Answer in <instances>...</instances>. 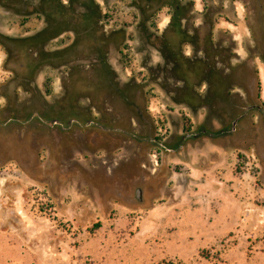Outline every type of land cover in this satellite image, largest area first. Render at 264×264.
<instances>
[{"label":"rangeland","instance_id":"obj_1","mask_svg":"<svg viewBox=\"0 0 264 264\" xmlns=\"http://www.w3.org/2000/svg\"><path fill=\"white\" fill-rule=\"evenodd\" d=\"M57 1L0 0V93L20 110L44 101L47 111L66 88L58 41L39 58L37 43H23L42 29L57 35ZM93 1L123 38L115 79L140 112L124 111L108 147L86 128L0 129V264H264V0H181L205 44L247 65L252 85L237 87L224 121L176 102L155 70L164 59L150 39L164 35L167 9L152 17L149 2L142 15L139 0ZM192 46L181 44L191 56Z\"/></svg>","mask_w":264,"mask_h":264},{"label":"flooded vegetation","instance_id":"obj_2","mask_svg":"<svg viewBox=\"0 0 264 264\" xmlns=\"http://www.w3.org/2000/svg\"><path fill=\"white\" fill-rule=\"evenodd\" d=\"M146 2L152 5V17L164 9L169 12L170 20L165 28L168 36L174 33L172 23L177 18H181L182 29H185L187 34L192 36H194L195 30L202 26V24H195L196 27H193V23H185L187 21L183 17L187 14V4L181 0H139L136 5L139 10L141 8L142 15L143 11L146 14L151 12L145 10L144 4ZM80 8L81 10H79ZM56 13L58 15L57 29L55 30L58 32L57 35L43 34L42 29L25 38L23 43L26 48L37 43L36 57L39 58L43 55V52L39 50L43 44L45 52H49V44L58 41L59 46L53 50L54 63H56L58 70H66L70 81L68 78L66 79L68 81L65 82L66 88H62L61 98H53L48 104L51 108L47 111L44 109L46 106L44 101L39 104L43 107L36 106L20 110L22 107L17 102L12 104V97L8 92L0 93V129L10 132L13 127H22L21 124H14L13 122L30 123L29 126L38 124L42 129L45 126L53 127L58 132H67L74 127L86 128L100 137L101 141L97 145L101 144L103 147H108V139L119 136L117 129L120 128L119 122H123L124 111L131 108L136 113L140 112L138 105L125 96L124 86L115 79L117 66L112 64L111 59L117 52L123 53L121 48L123 38L111 26V31L107 29V24L104 22L106 13H103L99 5L93 0H58ZM179 48L185 57L193 58L200 55L194 48L192 49V56L186 55L181 45ZM26 75L29 76L27 78L32 79L35 73L30 72ZM78 75H80L79 78L83 79V82L76 83V86L75 84L69 86ZM127 91L130 92L129 89ZM56 109L62 110L63 113L56 114ZM127 111L129 112V109ZM44 132L42 130V133ZM43 137L41 134L39 140L42 146H44ZM35 143L39 145L38 142ZM93 143L96 144L95 141ZM113 143L116 144L117 141L110 142L111 145ZM12 144L11 142L7 145L9 151L12 149ZM53 144L55 142H49L47 145Z\"/></svg>","mask_w":264,"mask_h":264},{"label":"trees","instance_id":"obj_3","mask_svg":"<svg viewBox=\"0 0 264 264\" xmlns=\"http://www.w3.org/2000/svg\"><path fill=\"white\" fill-rule=\"evenodd\" d=\"M42 1L45 4L52 0ZM44 8L41 9L49 14L50 9ZM55 8H58V3L51 10ZM180 20L177 18L173 21L174 33L171 36L166 30L162 37H149L150 42L162 51L164 59V64L156 66L155 70L163 74L166 89L173 94L176 102L186 103L192 108H206L210 118L224 121L238 107L237 102L241 101L239 93L234 92L237 87L244 89L242 84L252 85L244 71L247 65H231L228 51L214 50L209 43L202 41L205 33L203 27L197 28L192 36L182 29ZM185 42L195 46L197 51L203 50L204 56L185 57L179 48ZM204 84L205 91L199 95L197 88Z\"/></svg>","mask_w":264,"mask_h":264},{"label":"water","instance_id":"obj_4","mask_svg":"<svg viewBox=\"0 0 264 264\" xmlns=\"http://www.w3.org/2000/svg\"><path fill=\"white\" fill-rule=\"evenodd\" d=\"M249 109H250V108H249ZM249 109H247V111H248ZM236 122H237V120L234 121V122L232 123V129H231V130L224 129V130L220 131L218 134H225V135H227V134H231V133H233V132L235 131V125H236ZM202 134H207V131L202 129V130L200 131V133L196 134V136H199V135H202ZM211 136H212V135H211ZM215 136H217V134H216ZM188 137H190V135H189ZM183 139H185V138H183Z\"/></svg>","mask_w":264,"mask_h":264}]
</instances>
